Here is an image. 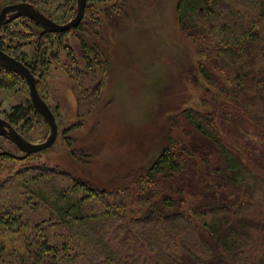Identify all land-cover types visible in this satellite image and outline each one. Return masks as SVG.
Segmentation results:
<instances>
[{
  "label": "rangeland",
  "instance_id": "1",
  "mask_svg": "<svg viewBox=\"0 0 264 264\" xmlns=\"http://www.w3.org/2000/svg\"><path fill=\"white\" fill-rule=\"evenodd\" d=\"M22 2L33 4L61 25L74 18L77 4V0H0V12L6 6ZM178 3L179 0L92 3L85 13V27L68 33L47 35L42 27L24 17L0 28L3 51L37 68L38 91L58 124L56 143L32 155L22 153L7 138L0 137V155L9 158L0 160L1 205L14 203L22 208L33 197L30 190L21 186L19 171L34 168L56 169L110 193L143 184L147 182L148 169L166 146L181 149L192 141L194 131L182 117V111L192 108L215 113L214 105L221 114L218 128L224 141L238 150L254 172L264 175L263 130L255 124L243 123L239 115L238 122L225 120H229L224 116L225 105L236 112L226 97L210 90L200 76L195 48L178 24ZM0 86V117L9 120L15 108H22L28 119L16 130L32 143L45 142L50 128L35 112L27 83L3 69ZM53 178L58 184L67 182L61 175ZM40 187L44 186H31L35 190ZM150 187L164 194L170 192L167 181ZM185 202V212L191 215L197 199L188 196ZM138 207V204L128 206L127 210H135V214L125 211L124 214L121 210L120 216L128 224L134 217L140 220L143 213ZM42 208L38 212L44 213ZM33 215L31 210L29 216ZM117 222L121 224L120 220ZM143 227L139 222L130 225L127 240L138 246L133 258L139 259V264H154L149 246L143 247L141 241L132 242L138 238L137 229ZM24 232L23 229L5 232L2 227L0 256L7 264L14 263V257L21 254ZM58 234L62 241L68 239L64 231ZM258 244L259 252L261 241ZM174 245L177 248L178 241ZM78 264H85L82 258Z\"/></svg>",
  "mask_w": 264,
  "mask_h": 264
},
{
  "label": "trees",
  "instance_id": "2",
  "mask_svg": "<svg viewBox=\"0 0 264 264\" xmlns=\"http://www.w3.org/2000/svg\"><path fill=\"white\" fill-rule=\"evenodd\" d=\"M105 1L88 0L87 8ZM177 15L195 48L200 76L236 112L225 105V120L238 122L239 115L243 123L262 128L264 136V0H179ZM85 25L83 19L74 29ZM25 65L35 75L37 68ZM213 107L215 113L183 110L194 131L192 141L181 149L166 146L148 169L147 182L123 192L96 189L56 169L19 171L21 186L33 197L22 208L0 204V239L2 227L5 232L26 231L20 241L23 250L12 264H78L81 258L85 264H139L133 258L137 245L127 240L128 228L138 222L144 227L132 242L147 244L154 264H264V175L224 141L218 128L221 114ZM27 119L22 108H15L8 121L18 127ZM5 158L0 155V160ZM56 175L67 182L55 183ZM162 181L169 183L170 192L150 187ZM35 185L44 187L31 188ZM188 196L197 199L191 215L184 209ZM135 204L143 217L128 224L120 215L135 214L127 210ZM41 206L44 213L38 212ZM27 207L35 215L30 217ZM62 231L68 236L63 241L58 234ZM0 264H7L1 256Z\"/></svg>",
  "mask_w": 264,
  "mask_h": 264
},
{
  "label": "water",
  "instance_id": "3",
  "mask_svg": "<svg viewBox=\"0 0 264 264\" xmlns=\"http://www.w3.org/2000/svg\"><path fill=\"white\" fill-rule=\"evenodd\" d=\"M87 5L88 0H77L74 18L64 25L58 24L48 18L33 4L22 2L9 5L4 7L0 12V28L18 18L24 17L35 22L47 32L64 33L77 28L81 24L85 17ZM2 69L15 73L27 83L35 112L48 124L50 135L43 143H32L22 136L8 120L0 117V137L7 138L26 155L36 154L51 148L56 143L58 137V124L52 109L38 91L35 75L23 62L10 56L0 48V73Z\"/></svg>",
  "mask_w": 264,
  "mask_h": 264
},
{
  "label": "flooded vegetation",
  "instance_id": "4",
  "mask_svg": "<svg viewBox=\"0 0 264 264\" xmlns=\"http://www.w3.org/2000/svg\"><path fill=\"white\" fill-rule=\"evenodd\" d=\"M38 25V24H37ZM2 49V48H1ZM5 70V69H4ZM2 71H3V69H2ZM2 71H1V73H0V76H1V74H2Z\"/></svg>",
  "mask_w": 264,
  "mask_h": 264
}]
</instances>
